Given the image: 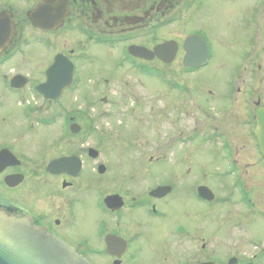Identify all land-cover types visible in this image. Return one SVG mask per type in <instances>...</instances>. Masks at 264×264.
<instances>
[{"label": "flooded vegetation", "instance_id": "flooded-vegetation-1", "mask_svg": "<svg viewBox=\"0 0 264 264\" xmlns=\"http://www.w3.org/2000/svg\"><path fill=\"white\" fill-rule=\"evenodd\" d=\"M260 109L264 0H0V210L91 264H264Z\"/></svg>", "mask_w": 264, "mask_h": 264}, {"label": "water", "instance_id": "water-1", "mask_svg": "<svg viewBox=\"0 0 264 264\" xmlns=\"http://www.w3.org/2000/svg\"><path fill=\"white\" fill-rule=\"evenodd\" d=\"M170 45L158 46L154 53H159L161 48L171 49ZM131 51L136 52L134 49ZM149 53L151 52L145 49L139 51V54ZM44 87L45 85H42L40 88ZM257 119L256 135L264 154V109L258 111ZM56 163H60V160ZM52 166L53 164L49 169ZM0 264H89V262L59 237L36 225L31 217L9 215L0 210Z\"/></svg>", "mask_w": 264, "mask_h": 264}, {"label": "rangeland", "instance_id": "rangeland-1", "mask_svg": "<svg viewBox=\"0 0 264 264\" xmlns=\"http://www.w3.org/2000/svg\"><path fill=\"white\" fill-rule=\"evenodd\" d=\"M228 47H230V46H228ZM228 50H230V48ZM150 146H152V145H148V151H150ZM206 161L209 162L210 160L209 159H206V160L205 159H201L200 162L201 163H206ZM220 194L223 195L224 192H220ZM213 206H214L213 211L215 210V212H213L214 215L215 214H219L221 216L226 215L225 214L226 213L225 211H222V212H217L216 211L218 209V206H219L218 202L214 203ZM261 230H262L261 227H256L253 231L258 235V233L261 232ZM260 236H261V234H260Z\"/></svg>", "mask_w": 264, "mask_h": 264}]
</instances>
